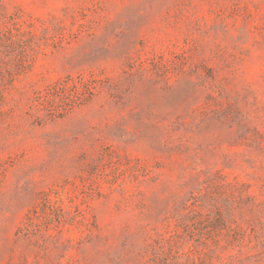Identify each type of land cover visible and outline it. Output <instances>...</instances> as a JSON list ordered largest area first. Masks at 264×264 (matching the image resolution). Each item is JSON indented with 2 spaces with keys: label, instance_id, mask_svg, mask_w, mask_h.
I'll list each match as a JSON object with an SVG mask.
<instances>
[{
  "label": "rangeland",
  "instance_id": "obj_1",
  "mask_svg": "<svg viewBox=\"0 0 264 264\" xmlns=\"http://www.w3.org/2000/svg\"><path fill=\"white\" fill-rule=\"evenodd\" d=\"M0 264H264V0H0Z\"/></svg>",
  "mask_w": 264,
  "mask_h": 264
}]
</instances>
